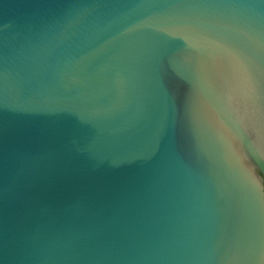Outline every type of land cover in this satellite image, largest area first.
Listing matches in <instances>:
<instances>
[{
  "label": "water",
  "instance_id": "obj_1",
  "mask_svg": "<svg viewBox=\"0 0 264 264\" xmlns=\"http://www.w3.org/2000/svg\"><path fill=\"white\" fill-rule=\"evenodd\" d=\"M262 163L264 0H0V264H264Z\"/></svg>",
  "mask_w": 264,
  "mask_h": 264
},
{
  "label": "snow or ice",
  "instance_id": "obj_2",
  "mask_svg": "<svg viewBox=\"0 0 264 264\" xmlns=\"http://www.w3.org/2000/svg\"><path fill=\"white\" fill-rule=\"evenodd\" d=\"M248 154L250 156H256L257 155V151L255 149H250L248 151ZM262 167H264V163H262L261 165ZM247 178L250 184H253L255 186H259L260 181L259 179L255 176V174L253 172H251L250 170L247 172Z\"/></svg>",
  "mask_w": 264,
  "mask_h": 264
}]
</instances>
